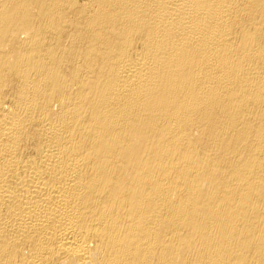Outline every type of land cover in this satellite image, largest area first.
<instances>
[{
	"label": "bare ground",
	"instance_id": "1",
	"mask_svg": "<svg viewBox=\"0 0 264 264\" xmlns=\"http://www.w3.org/2000/svg\"><path fill=\"white\" fill-rule=\"evenodd\" d=\"M0 264H264V0H0Z\"/></svg>",
	"mask_w": 264,
	"mask_h": 264
}]
</instances>
